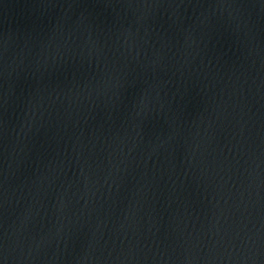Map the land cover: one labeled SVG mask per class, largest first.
Masks as SVG:
<instances>
[{"label":"water","instance_id":"obj_1","mask_svg":"<svg viewBox=\"0 0 264 264\" xmlns=\"http://www.w3.org/2000/svg\"><path fill=\"white\" fill-rule=\"evenodd\" d=\"M31 0H0V65Z\"/></svg>","mask_w":264,"mask_h":264}]
</instances>
